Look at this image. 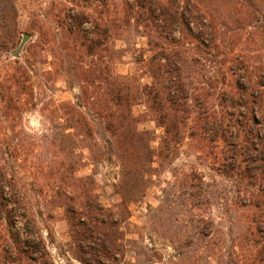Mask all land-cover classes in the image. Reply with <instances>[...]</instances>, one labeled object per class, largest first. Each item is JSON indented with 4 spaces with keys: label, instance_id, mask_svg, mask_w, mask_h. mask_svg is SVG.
<instances>
[{
    "label": "trees",
    "instance_id": "1",
    "mask_svg": "<svg viewBox=\"0 0 264 264\" xmlns=\"http://www.w3.org/2000/svg\"><path fill=\"white\" fill-rule=\"evenodd\" d=\"M218 1L88 0L87 4L79 5L78 0L68 3L65 0L52 14L53 21L40 25V35L52 37L47 42L55 46L52 51L57 61L54 63H68L79 83L80 95L74 102L56 103L51 99V110L48 105L42 107L47 121L56 130L54 135L40 138L28 133V136L32 148L57 149L59 165L47 166L49 174L57 170L62 186L68 182L78 184L59 189L60 199L69 203L62 207L73 216L77 211H86L95 225L79 221L74 222L73 227H83L93 233L110 223L96 195L82 185L86 181L93 184L92 177L82 178L75 173L86 163H99L104 159L105 146L97 137L100 130L106 135V142L112 141L119 166H130V158L127 159L125 153L131 144L134 146L135 138L142 139L152 133L139 128L137 109L142 110L140 117L154 122L162 131L164 148H178L182 140L190 139L195 148L201 145L218 150L213 163L225 180L250 181L253 178L254 170L249 162H253L252 151L262 152L258 147H264V121L259 122L252 114L257 111L264 116V102L254 101L256 91L241 84V103L238 104L232 90L229 91L225 98L227 111L222 116ZM4 5L11 6L16 22V0H0V12ZM2 19L0 16V23ZM130 34L145 39V48H137L135 42L131 44L127 39ZM118 41H122L125 48L118 46ZM45 43L40 39L30 48ZM27 52L22 63L18 59L9 61L7 76L0 79V107L4 117L11 121L22 119L24 111L39 106L36 78L53 74L50 70H40L31 52ZM126 54H130L135 68L133 72L121 74L117 66ZM237 61L243 67L242 78H247L246 62L239 57ZM237 106L243 110H237ZM235 115L242 118L241 128L236 127L239 122L236 124L233 120ZM254 125L260 127L259 134ZM38 137L41 140L37 141ZM253 137L258 140L257 144L252 141ZM260 155L258 160L264 162V156ZM257 171L263 179V167ZM0 172V216L12 224L13 202L4 194L15 189L1 168ZM249 187H252L251 182L237 188L231 201L223 196L221 200L223 207L241 213L234 224L239 226V234H235L233 240L237 264H264V200L251 194ZM75 195L84 204L77 206ZM222 222L216 224L208 216L193 217L190 244H203L210 249L226 243V236L232 232ZM104 244H107L105 240ZM32 257L30 259L36 262Z\"/></svg>",
    "mask_w": 264,
    "mask_h": 264
},
{
    "label": "rangeland",
    "instance_id": "2",
    "mask_svg": "<svg viewBox=\"0 0 264 264\" xmlns=\"http://www.w3.org/2000/svg\"><path fill=\"white\" fill-rule=\"evenodd\" d=\"M64 1L16 0V22L11 6L4 5L0 12L3 16L0 23V79L7 76L9 61L18 59L22 63L28 50L40 70L53 73L36 78L39 106L24 111L22 119L11 121L4 117L0 107V168L15 189L4 194L13 202V218L9 224L0 216V264H237L233 240L235 234H239V226L234 224L241 213L223 207L221 196L231 201L237 188L251 182L250 193L264 200V176L262 179L257 171L259 167L264 169V162L258 160L261 153L264 156V147H258L262 152L252 151L253 162L249 165L254 175L250 181H238V178L227 181L213 163L219 154L217 149L202 148L201 145L195 148L187 138L178 148H164L162 131L154 122L140 117L141 109L135 111L139 128L152 133L142 139L135 138L134 146L131 144L125 153L127 159L130 158V166H119L112 141L106 142L107 137L100 130L97 137L105 146L104 159L99 163H86L75 173L82 178L92 177L93 184L86 181L82 185L96 195L110 223L93 233L86 232L83 227H73L72 224L79 221L95 225L93 217L86 211H77L73 216L62 207L69 203L60 199L59 189L78 184L68 182L62 186L57 170L53 169L49 174L47 166L55 168L59 165L57 149L32 148L28 136V133L39 137L54 135L56 130L47 121L42 107L48 105L51 110V99L56 103L74 102L80 95L79 83L71 74L68 63H54L57 61L52 51L55 46L47 42V39L52 40L51 35L42 37L39 31L40 25L53 21L52 14ZM72 1L67 0V3ZM87 2L78 0L77 4ZM218 18L221 113L224 116L229 91L232 90L235 101L241 103V84L256 91L254 101L264 102V0H219ZM25 34L31 37L21 54L14 57ZM40 39L46 43L30 48ZM127 39L131 44L137 43V48H145V39L133 34ZM122 44V41L117 42L125 48ZM238 57L249 68L247 78H242L244 72L238 65ZM134 68L130 54H126L117 71L126 74ZM256 112L252 114L256 120L264 121V116ZM233 120L236 124L238 121L236 127L241 128L242 118L235 115ZM253 128L256 134L260 133V127L254 125ZM39 137L37 141L41 140ZM254 137L252 141L257 144ZM75 204L80 206L84 201L75 195ZM199 216L211 217L216 224L223 218V226L230 227L232 232L226 236V243L210 249L203 244L191 245L190 221ZM91 234H94L93 238ZM32 255L36 262L30 259Z\"/></svg>",
    "mask_w": 264,
    "mask_h": 264
},
{
    "label": "water",
    "instance_id": "3",
    "mask_svg": "<svg viewBox=\"0 0 264 264\" xmlns=\"http://www.w3.org/2000/svg\"><path fill=\"white\" fill-rule=\"evenodd\" d=\"M30 37L31 36L29 34H25L24 35L21 44L18 46L16 52L13 54L14 57H18V55L21 54V52H22L25 44L28 42V40L30 39Z\"/></svg>",
    "mask_w": 264,
    "mask_h": 264
}]
</instances>
